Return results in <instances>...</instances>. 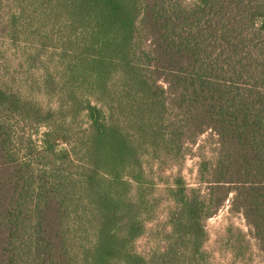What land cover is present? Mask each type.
<instances>
[{"label": "trees", "instance_id": "16d2710c", "mask_svg": "<svg viewBox=\"0 0 264 264\" xmlns=\"http://www.w3.org/2000/svg\"><path fill=\"white\" fill-rule=\"evenodd\" d=\"M227 202L264 257V0H0V264H217Z\"/></svg>", "mask_w": 264, "mask_h": 264}, {"label": "rangeland", "instance_id": "374dc122", "mask_svg": "<svg viewBox=\"0 0 264 264\" xmlns=\"http://www.w3.org/2000/svg\"><path fill=\"white\" fill-rule=\"evenodd\" d=\"M40 132L45 128L41 126ZM37 139L38 137L35 136ZM216 136H211L210 134H204L200 140L199 145H205V150L208 155H212V147ZM197 146L193 147V150L188 154L184 160L182 166V174L186 178L187 182L191 186L196 185L197 181V170H198V161L199 157L196 154ZM178 167L169 169L166 172V175H172L176 173ZM163 216L158 220L159 222L163 221ZM155 224L150 223L149 229L150 232L139 239L137 242L138 250L141 252H146L157 244L159 240L156 235L153 234V229H155ZM233 226L247 234L248 239L250 240L251 250L247 253L245 257H239L234 259L231 251L227 248V245L223 241L226 230L229 226ZM206 229L209 233V241L207 242V247L213 252V259L217 264H264V257L260 253L256 241L249 234V227L247 226L244 217L240 213H232L230 211V203L227 202L224 207H222L217 214L210 217L206 221ZM246 261V262H245Z\"/></svg>", "mask_w": 264, "mask_h": 264}]
</instances>
